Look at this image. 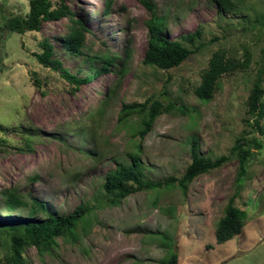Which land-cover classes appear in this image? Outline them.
Listing matches in <instances>:
<instances>
[{"label":"rangeland","instance_id":"rangeland-1","mask_svg":"<svg viewBox=\"0 0 264 264\" xmlns=\"http://www.w3.org/2000/svg\"><path fill=\"white\" fill-rule=\"evenodd\" d=\"M149 1L166 18V37L177 39L200 27L203 40H215L179 67L162 70L142 63L150 13L141 2L67 0L91 30L84 53L75 56L60 40L68 32V18L45 22L40 32H11L4 22L27 13L28 0H0V218H46L45 212L31 214L35 201L56 216L81 203L92 208L90 223L77 226L75 240L57 237L54 248L43 254L28 246L26 264H163L172 253L178 255L177 264H264V148L253 149L255 155L246 163L237 200L246 211L245 226L224 243L215 238L217 222L236 190L239 159L230 149L251 129L245 118H251L247 102L255 83L261 82L264 90V72L261 78L257 74L259 68L264 71V34L259 38L250 22L254 15H264V0H238V10L225 15L210 0ZM43 38L53 44V58L78 77L103 67L108 55L118 56L107 72L72 91L59 71L32 55L41 52ZM244 47L252 52L249 68L224 74L213 98L200 100L194 90L212 53L224 48L228 56L241 59ZM147 99L173 100L190 110L161 114L142 140L149 178L181 176L191 162L193 135L203 154L230 159L193 180L186 193L178 186L140 191L112 204L101 184L108 171L130 163L128 150L135 140L133 126L119 124L118 116L123 103ZM99 109L103 114L93 129L90 118ZM131 118L138 121L139 116ZM27 140L30 149H25ZM12 187L27 207L5 208L1 192ZM9 244V236L0 232V262L10 252Z\"/></svg>","mask_w":264,"mask_h":264},{"label":"trees","instance_id":"trees-1","mask_svg":"<svg viewBox=\"0 0 264 264\" xmlns=\"http://www.w3.org/2000/svg\"><path fill=\"white\" fill-rule=\"evenodd\" d=\"M145 6L150 13L147 20L148 44L144 52L142 63L162 70L179 67L184 63L190 54L199 50L208 43L215 40V37L208 41L203 40V31L200 27L196 30L183 34L177 39H170L165 35L166 18L157 13L154 5L149 0H138ZM29 10L27 13L15 14L7 18L4 28L8 31L23 34L25 32H40L43 23L58 21L68 18L70 25L68 32L61 37V42L66 50L72 55L78 56L84 53L87 34L91 32L84 20L77 17L67 0H28ZM216 6L219 15H225L239 8L238 0H210ZM111 1H107L105 13L110 11ZM262 16V19H260ZM251 25L255 29L256 35L260 38L264 34V15H254L251 17ZM41 52H33L36 60L45 67L59 71L61 77L72 86L73 91L83 83L91 81L99 73L107 72L109 65L115 61L118 55H108L102 64L103 67L93 74L78 77L63 67L62 62L53 58L55 48L47 39L43 38L39 42ZM241 59L228 56V51L220 48L214 51L209 59L208 66L202 73V80L195 88V95L204 101L213 98L218 89V81L224 74H229L236 70H246L252 61V52L248 47L243 48ZM264 71L258 69V77ZM122 75V73H121ZM39 83L38 79H34ZM264 90L260 83H255L252 93L247 102L248 113L251 118H245L247 125L251 128L245 130L235 140L236 143L231 147L230 154H236L239 159V170L236 176V190L228 198L223 215L219 219L215 229V238L218 244L224 243L236 235L240 234L245 226L247 215L246 211L241 210L237 205V200L241 197L243 190L242 181L246 173V163L249 158L255 155V150L264 148ZM174 109L181 113H190L184 104H177L176 101L163 102L162 100L147 99L144 102L123 103L118 122L121 125L130 124L133 126L132 149L128 150L130 163L120 164L115 169L106 173L104 182L101 184L102 195L110 197L109 202L118 204L133 193L150 190H163L178 186L183 193H186L188 185L202 174L209 173L230 159V155H221L213 158L203 154L199 150L198 139L194 135L190 138L191 162L187 165L181 176L171 175L167 178L154 181L147 176V171L142 162V140L152 130L155 120L163 113L172 112ZM139 116L138 121L132 120V115ZM103 114V109L92 114L90 122L92 128L98 125L99 117ZM193 119V118H192ZM0 129L3 126L0 125ZM253 137L247 139L249 134ZM139 140V141H138ZM245 140H250L246 146ZM25 149H30V142L27 140ZM36 177H34L35 179ZM1 195L4 198V206L9 211H15L20 207H27L28 204L22 199L16 188H9ZM36 205V206H35ZM31 214L36 212L47 213L46 218L33 219L30 217H17L10 219L0 218V232L6 233L10 240V252L5 255L0 264H26L24 253L28 246L35 247L40 254L49 252L56 245V238H72L75 240L77 226L82 224L84 228L90 223L89 215L92 208L87 203H81L75 209L66 214L56 216L47 211L42 202H34L30 206ZM178 255L172 253L170 257L163 261V264H177Z\"/></svg>","mask_w":264,"mask_h":264}]
</instances>
